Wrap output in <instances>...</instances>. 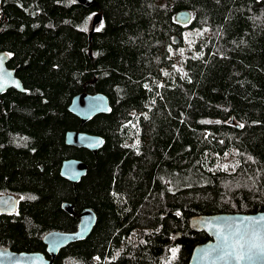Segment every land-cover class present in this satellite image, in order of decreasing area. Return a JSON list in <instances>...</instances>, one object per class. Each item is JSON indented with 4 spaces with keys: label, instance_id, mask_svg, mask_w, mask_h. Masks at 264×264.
<instances>
[{
    "label": "trees",
    "instance_id": "1",
    "mask_svg": "<svg viewBox=\"0 0 264 264\" xmlns=\"http://www.w3.org/2000/svg\"><path fill=\"white\" fill-rule=\"evenodd\" d=\"M90 1L0 0V52L26 90L0 97V197L19 200L0 247L47 255L46 236L91 209L93 233L55 264H190L211 240L192 219L264 212V0ZM80 93L111 114L82 124ZM70 131L106 144L69 147ZM68 159L88 165L76 187Z\"/></svg>",
    "mask_w": 264,
    "mask_h": 264
},
{
    "label": "water",
    "instance_id": "2",
    "mask_svg": "<svg viewBox=\"0 0 264 264\" xmlns=\"http://www.w3.org/2000/svg\"><path fill=\"white\" fill-rule=\"evenodd\" d=\"M84 7H91L90 0H76ZM178 20L182 24H187L191 16L187 12L180 13ZM102 16L97 14L93 21V30L101 23ZM10 56L5 52H0V97L9 90L19 93H26L21 80L16 76L14 70L8 67ZM69 112L80 119L82 124L89 123L99 115H109L112 107L109 98L102 94L80 93L75 96L69 106ZM233 124V120L231 121ZM238 129L240 126L237 127ZM103 137L84 133L80 131H70L66 134V145L77 149H85L97 155L105 146ZM88 165L81 160L68 159L63 162L61 177L72 183L75 187L87 176ZM19 200L14 195H3L0 197V214L13 215L18 211ZM63 208L70 214H74V207L65 204ZM260 221L254 225L259 229L255 243L259 246L257 255L249 260L236 261L229 259L222 261L218 259L217 246L221 244V235L228 234V225L250 223ZM98 223L97 214L91 209H85L80 213V223L78 230L72 233L53 232L46 236L44 243L47 247V255L41 252H15L7 247H0V264H55L56 258L61 250L71 244L83 242L93 233ZM191 226L199 232H204L211 237L207 243L195 247L190 264H264V212L257 214H218L212 216H199L191 221ZM207 254V255H206Z\"/></svg>",
    "mask_w": 264,
    "mask_h": 264
},
{
    "label": "snow or ice",
    "instance_id": "3",
    "mask_svg": "<svg viewBox=\"0 0 264 264\" xmlns=\"http://www.w3.org/2000/svg\"><path fill=\"white\" fill-rule=\"evenodd\" d=\"M97 31L100 30L98 27ZM207 31V29H205ZM171 51V49H170ZM181 55H183V50H181ZM175 67V65L173 66ZM177 71L182 72V69H177ZM168 75V73H165ZM186 75V73H184ZM163 85H161L162 87ZM201 123H211L210 121H201ZM216 123H221L220 121H216ZM243 127V125H239ZM138 143V142H137ZM225 156L228 153L224 154ZM238 162L235 165H228V164H217L218 168H222L224 171H227L229 167H238ZM260 221H252L250 223H244L241 221L240 224L235 225V230L232 231L233 225H228V234L221 235V244L217 246L215 251H218V259L222 261H227L229 259L236 260V261H243L245 259H253L257 255L258 245L254 242L255 237L259 234V229L256 228L254 225H258ZM172 255L175 257L177 249H172ZM207 255V254H206Z\"/></svg>",
    "mask_w": 264,
    "mask_h": 264
}]
</instances>
